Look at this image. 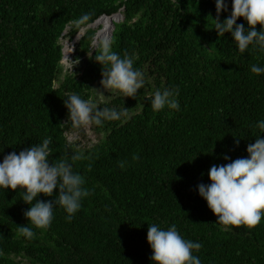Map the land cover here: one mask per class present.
<instances>
[{
	"label": "trees",
	"instance_id": "1",
	"mask_svg": "<svg viewBox=\"0 0 264 264\" xmlns=\"http://www.w3.org/2000/svg\"><path fill=\"white\" fill-rule=\"evenodd\" d=\"M117 13L123 19L114 21L112 51L133 58L145 86L136 98L107 89L97 103L103 77L92 25ZM84 14L90 26L76 27ZM216 15L215 0H0V162L45 138L50 163L76 149L90 157L69 159L90 192L81 209L68 222L57 206L48 229L29 222L32 239L18 228L28 224L23 193L0 188V264H152L153 223L175 224L185 239L201 243L193 254L202 264H264V219L255 228L225 227L198 192L211 183L213 165L231 162L224 155L247 157V146L264 135L256 127L264 120V73L251 72L264 67V53L250 47L241 54L230 33L219 37ZM68 27L69 40L87 30L76 43L77 62L56 87ZM166 87L179 89V111L151 108L154 92ZM70 94L99 109L126 107L128 115L91 124L100 139L81 149L67 139L77 128L64 105Z\"/></svg>",
	"mask_w": 264,
	"mask_h": 264
},
{
	"label": "clouds",
	"instance_id": "2",
	"mask_svg": "<svg viewBox=\"0 0 264 264\" xmlns=\"http://www.w3.org/2000/svg\"><path fill=\"white\" fill-rule=\"evenodd\" d=\"M215 4L217 15L212 28L218 36L224 37L230 33L241 54H245L250 47L264 53V0H231V11L223 21L220 17L229 12L228 0H215ZM240 18L246 21L247 28L244 23L237 22ZM89 20L90 15L84 14L72 23L79 28L88 25ZM258 24L262 26L259 31L256 28ZM112 43L105 36L99 42V54L95 56V61L102 65L101 84L104 89H115L125 97L136 98L145 86L144 75L134 68L131 56L125 54L121 57L112 51ZM251 72L262 74L264 67L252 65ZM178 96V88L157 89L151 99V108L156 112L165 108L179 111ZM64 105L74 127L89 124L101 126L105 120L118 121L128 115L126 107L120 111L107 107L95 108L78 94H70L64 100ZM256 127L264 133V120H260ZM50 143V139L45 138L42 143L32 145L19 154L13 151L4 155L0 162V188L19 189L23 193L21 199L30 205L24 212L28 224L18 226L19 232L28 239L35 236L29 222L35 228L48 229L57 206L64 209L66 220L71 222L82 207V199L90 195L89 190L83 187L85 180L73 171V164L69 162V159L75 162L90 157L76 149L70 158L65 156L50 163ZM236 146H239V139ZM247 153V157L235 160L224 155L223 159L231 162L213 165L208 172L211 183L198 185L199 195L217 216L216 223L225 227L255 228L264 219V135L256 136L255 143L247 146ZM126 164L127 161H118L121 169ZM56 190L58 194L54 195ZM41 194L52 199L42 200ZM148 226L147 240L152 249V264H202L200 258L193 254L194 251L199 252L202 244L185 239L175 224L167 229L155 223ZM1 254H4L3 249Z\"/></svg>",
	"mask_w": 264,
	"mask_h": 264
},
{
	"label": "rangeland",
	"instance_id": "3",
	"mask_svg": "<svg viewBox=\"0 0 264 264\" xmlns=\"http://www.w3.org/2000/svg\"><path fill=\"white\" fill-rule=\"evenodd\" d=\"M121 18V16H120ZM123 19V17L121 18ZM120 19V20H121ZM119 20V21H120ZM93 28L99 29L97 32V36L95 37V40L93 42V47H98L99 46V42L108 35H100L99 36V32L101 31V29L103 28V22H99V20L97 22H95L92 25ZM70 29V27L67 28V30L65 31V37L62 39V44H63V52H64V56L63 59L61 61L62 67H63V73L62 76L60 78V80L56 81L55 86L58 87L60 86L61 81L63 80L64 75H66L67 73L70 72L72 66L77 62V60L75 59L74 55H75V47H76V43L79 42V40L81 39V37L85 34L87 27L86 28H82L80 30V32L76 35V37L73 40H69L68 37V30ZM113 30V29H112ZM111 32V30H110ZM109 38V36H108ZM111 39V37L109 38ZM98 84H101V82H99ZM96 84V85H98ZM107 89H104L103 86H99L97 89H95L94 95H93V99L97 102L100 103L102 101H104V99H107L108 96L105 95L104 91H106ZM68 136V140L71 143H75L77 144V146L81 149H86L96 143H98L99 141V137L101 136L100 134H97L93 128H91V124L86 125V126H80L77 127L75 130H72L70 132H68L67 134Z\"/></svg>",
	"mask_w": 264,
	"mask_h": 264
},
{
	"label": "bare ground",
	"instance_id": "4",
	"mask_svg": "<svg viewBox=\"0 0 264 264\" xmlns=\"http://www.w3.org/2000/svg\"><path fill=\"white\" fill-rule=\"evenodd\" d=\"M120 16L122 18L121 14H118V15L116 14L114 16H102L101 18H99L98 19L99 22H103V28L99 32V36L100 35H107V33H108L107 37L109 36V38H110V35H111V32H112V22L120 20L121 19ZM110 30H111V32H110Z\"/></svg>",
	"mask_w": 264,
	"mask_h": 264
},
{
	"label": "water",
	"instance_id": "5",
	"mask_svg": "<svg viewBox=\"0 0 264 264\" xmlns=\"http://www.w3.org/2000/svg\"><path fill=\"white\" fill-rule=\"evenodd\" d=\"M118 14H121L122 17H123V14H122V13H117V15H118ZM118 21H119V20H118ZM114 28H115V23H114V21H113V22H112V29L114 30ZM113 30H112V32H111L110 37H112ZM64 33H65V31H64Z\"/></svg>",
	"mask_w": 264,
	"mask_h": 264
}]
</instances>
